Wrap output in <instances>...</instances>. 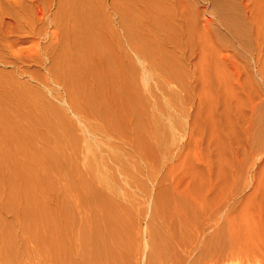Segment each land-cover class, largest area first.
I'll list each match as a JSON object with an SVG mask.
<instances>
[{"label": "rangeland", "instance_id": "rangeland-1", "mask_svg": "<svg viewBox=\"0 0 264 264\" xmlns=\"http://www.w3.org/2000/svg\"><path fill=\"white\" fill-rule=\"evenodd\" d=\"M32 1H25V3H23L24 6L22 4L23 14L22 16H20V21L23 20L22 22H20L19 20H13L11 22V27L9 24L5 26L6 28L4 26L0 28V31L3 32H0L1 36H3V34L5 35L6 33L5 36H0V38H2L1 42L3 44L2 45L0 42V45L3 46H1L0 48V84H3V86L0 85V106H2V108L0 107V129L3 131L1 132L0 130V264H10V262L11 264H56V262H54L55 259L52 260V258L57 257L56 252H58L57 250L60 248H58L55 242V240L57 241V239L59 238V235L57 233V229L56 231H54L57 233H54L55 235L52 233L53 231L51 229H53V227L58 222L60 224L61 221L66 222V227H68V225H72L71 228L68 227L69 234L71 231L70 229L73 228L74 229L72 231L76 232V235L74 232L69 235L70 238H72L71 236L75 235L73 236L74 238L70 239L71 241H73V239L75 240L72 242V244L76 243V245H73L74 253L75 251L77 253L79 252V254L82 253L80 255L81 258V256L86 252L88 253V255L85 253L86 258L88 257V260L83 258L82 256L81 259L86 261H83L79 258L81 260L80 261L79 259H77L79 254L76 253V258H73V260L69 256L68 260V257L66 255H63V258L60 257V264H65V262H63L64 258H67L66 264H71V261L72 264L73 262L74 264H84L85 262L86 264H91V262L92 264H100L99 262L104 259L105 261H102V263L104 262L103 264H106V262L107 264H112V262H110L109 260V262L106 261L110 258L106 257L105 252L108 254L107 251L109 249H107V247H110V251L112 250L111 245L113 246L112 243L115 242L113 239L117 240V236L120 232L118 231L119 229L117 230V228H121L120 233L122 235H120L118 237L119 239L117 240L120 242L118 243L119 246L121 245V249L117 247L118 244L116 246V241L114 243V246L116 247H113L114 250H116V252L114 251L115 253H117V248L119 249L117 253L118 255H115V253L112 254L113 251L111 252V254L115 256L114 259L119 258V262L116 260H112L113 264H264V0H175L176 2H179L178 5L180 4L177 10H164L167 13H165L162 9L161 11L160 9L156 10L157 14L160 15V17H163V15L167 16L169 11L170 16L175 11L176 12L174 14L177 15L178 11L180 12L178 13L180 15L179 17L177 16L178 20L176 21L180 22L178 24H175L174 27L168 26L164 20H159L158 16L157 22H163L162 24L166 25L164 28L153 27L156 30V32L154 31V33L153 28H149L150 30L148 29V27V30L143 29L146 27V24L148 26V22H146L145 19L141 17L140 14H142V16L146 15V12L142 10H140L142 12L136 11L134 13V11H131L132 13H124V18L122 17L123 15L121 16L123 19H125L122 20V23H125L123 24V26H121L122 24H120L121 21H119V25L117 24L119 18L115 14L111 13L109 15L110 25H106L108 28L105 26L106 28H104L103 31L107 32V30H110L109 26H112L113 28L111 27V29H114L116 32L119 46L117 44V46L115 44L113 45V41L115 39H111H113L114 36L110 37V35H107V39L105 40L104 38L103 40L108 41L106 44H104L109 47L105 48L106 46L102 44L105 50L101 47L102 45H99L102 50L101 48H98L99 46H97V48L95 49L96 51H98L99 49L98 53H100L101 50L99 56L101 57L102 54L104 56L101 57L103 58V63L106 61L105 66L104 64L102 66V63L100 65V68L97 66L99 72L102 70L101 72L104 71L106 74V72L109 71L108 73L110 74V78L108 77V75L106 76L105 74H103L104 72H100L102 76H106L105 79L104 77H101L99 79L98 75H100V73L96 71L97 68L93 66L94 64L99 65L97 63L99 58L98 53L95 54L96 51L94 53L92 51V53L90 52V54L87 48H85L84 50L82 47H77V51H75L76 47L74 48L73 46V49L68 50V52L67 50L59 49V51H55L56 53L54 52V55H57L55 56L56 59H54L57 60V63L56 61L53 62V60L49 61L51 64L48 62L44 64L46 67L44 65L39 66L38 63H36L37 59H33L34 62L32 59V62L30 61V57L35 54L33 52V45H35L34 43L38 42L40 46L45 45V38L43 35L50 28L42 26V29H38L42 24H40V21L38 23V20H35V17L37 16L36 4H40L38 0L35 2L33 1L34 3ZM100 1L102 3L106 1L108 3V0ZM123 1L124 0H122V2ZM126 1L127 0H125L123 4ZM154 1L155 0H152L150 2ZM22 2H24V0H22ZM28 2H30L31 5L27 4ZM55 2H57V0H55ZM26 4L30 6L27 7ZM167 7L168 5L166 6V8ZM102 8L104 9L103 14L109 12V5H104L103 3ZM24 9L26 13L24 12ZM29 9L35 10V12L32 10L29 11ZM56 9L57 5L56 8L52 7V12H55ZM26 10H28L29 13ZM192 10H195V12ZM25 14H29L27 15L29 17H27L26 19ZM23 15H25V17ZM151 16L150 22L152 23V21L156 20V17L152 14ZM190 16L192 17L190 18L192 22H194L193 20H195V25H189L191 23H189V21H191L189 19ZM194 17L195 19H193ZM134 18L136 21H134ZM126 19L129 20L126 21ZM27 21H29L32 25L36 24L35 26L33 25V31L30 29L32 28V25L28 24L29 22L27 23ZM128 21H130V23ZM138 21L140 23H136V27V24L134 22ZM185 21H188V23H186ZM15 22H17V24ZM25 22L31 27L27 26ZM141 22H145V25L141 24ZM132 23L135 25H133ZM151 23L149 24L151 25ZM132 25L134 26V28H131ZM204 27H206L209 31H207L208 33L205 35L203 33H199L201 31L200 28L202 29ZM1 29L4 31H2ZM36 29L40 32L44 31L41 32L43 33V35ZM130 29L132 30V32L130 31ZM100 30L102 31V28ZM100 30L99 32H101ZM5 31H7L8 33ZM34 31L39 32L38 35ZM99 32L97 31L94 33L98 34ZM224 32H228L230 34L226 35ZM125 34L126 36H124ZM203 36L204 38H209L207 39L211 42L212 47L210 45H202L204 40H206V38L204 39ZM93 38L96 42V36H93ZM99 38L101 39L100 42H102V38ZM128 39L130 43L131 41H133L135 45L130 44L129 41H127ZM4 40L7 41V43H5ZM110 40L111 42H109ZM109 43H111L113 47ZM129 44L133 46L130 47ZM133 47L135 50L133 49ZM86 50L88 51L89 55L88 53H85V56H90L89 59L93 57V59H90L91 62L89 60H86L88 58L87 56L83 57V53L87 52ZM41 51L42 50H40V55L43 52ZM123 52H125L129 56L128 59L125 60L121 57ZM62 53H64V55ZM76 53L79 55V57ZM66 54L68 56L72 55V58L67 59L68 56H66ZM20 56L22 57L21 60L19 58ZM23 57L26 60L24 59L23 61ZM74 57H78V60L80 62L86 61L85 63H82L87 66L82 67L83 64L81 65V63H79L78 61L75 62ZM82 57L84 60H82ZM167 57H171V59H167ZM61 58H64V60H62ZM65 58L67 59V61H65ZM93 61H95L94 64ZM107 61L110 64L112 63V65H109ZM91 64L93 65L91 66ZM106 66L107 70L105 71ZM51 69V74L53 76L50 74ZM53 70H56L54 73H56L57 75L53 73ZM71 71H73V74ZM7 73L8 75H6ZM10 73L12 74V76H9L11 75ZM84 74H87L86 77ZM183 75H185L186 78ZM115 76H117L118 78ZM59 77L60 79L65 77L64 80L66 83L64 82V80H62L61 82ZM3 81L6 83H4ZM61 83L63 84V86ZM4 84H7L9 86ZM83 84H85V86ZM68 85L70 87H68ZM121 85L123 88H121ZM66 86L69 90L66 89ZM3 87L5 91L3 90ZM7 90L8 92L10 91V96H14L13 100L11 97H8V95L6 96ZM66 91L69 92V94L71 92V98L70 95L68 96ZM76 91L78 93H76ZM12 92L14 95L11 94ZM54 93H56V96ZM21 94L22 96H24L22 97ZM3 96L5 98H3ZM17 98H19V101H16ZM50 99L52 101H49ZM22 101H24L25 103ZM53 102L54 104L52 105ZM79 103L81 105H79ZM73 104H76V106ZM54 105L57 109L54 107ZM145 105L148 106V109ZM144 108L146 111H148L147 113ZM94 109L95 111H93ZM32 111L34 113H32ZM18 112L24 117L21 116ZM143 112L146 114H144ZM62 113L64 114L62 115ZM53 114L54 116H52ZM33 116L34 118H32ZM147 116H149L150 118ZM11 117H13V119ZM136 117L138 119H136ZM49 119L54 121L55 123L52 121L50 122ZM65 120H67L68 122ZM149 120L150 122H152L151 124ZM109 123L111 124L109 125ZM144 124L147 125V127ZM8 125L10 126L8 127ZM10 130L12 132H10ZM37 130L39 132H37ZM50 130L53 131L51 132ZM14 136L16 137L14 138ZM45 136H47L48 140L45 139ZM32 137H35L36 139H33ZM31 138L33 139L32 143L30 141ZM64 139H66V142ZM45 140L47 141V143ZM16 141L20 144V148L18 147L19 144L16 143ZM78 143L79 145H77ZM82 144L84 145L83 147L81 146ZM23 145L25 147H28L29 149L25 148ZM55 145L57 147H55ZM37 146L39 147V150H37ZM12 147L14 149L13 151ZM139 147L140 149H138ZM19 151L21 154L17 153ZM42 151H44V154ZM13 152H15L16 155ZM4 154L7 157L4 156ZM75 154L80 156V158H77ZM54 157H56L57 160L56 158L54 159ZM75 158H77L78 160H75ZM43 159H45L44 163ZM27 160L32 162H28ZM21 161L24 162L22 163ZM72 165L74 166V168ZM63 166H65L66 169ZM76 166H78V168H81H79L80 171L82 169L83 171H86L80 172ZM23 167L26 168L24 169ZM54 168H56L58 173L56 172V170H54ZM60 168H62L64 173L62 172V170L60 171ZM73 169H76V171H74ZM68 170L71 172H69ZM12 171H18L16 173L19 176L15 175L16 173H13ZM85 172L89 176H87ZM46 173L48 174V176ZM25 174L28 175V178ZM77 175L78 177L76 178ZM84 175H86L87 178H85ZM90 175H93V179ZM81 176L84 177L85 182L84 179H80ZM94 179H96L95 185L97 184L96 186L98 187L102 185L101 187H104V190L106 188L107 196L113 198L115 196L116 198L114 199L118 201V204L120 205L116 204L117 202L112 203L107 199L104 200L108 201V204L110 206L117 205L116 207L119 209V211L123 210L124 212L121 211V213L117 209L116 214V212L109 209L107 202L104 203V201L101 200L103 197L100 199L101 195L98 198L99 193H96V189L94 187L92 188V186L90 188V182ZM45 180L47 183L45 182ZM63 181L65 182L62 183ZM78 181L80 183V187L81 185L85 186L84 188L87 187L85 190L90 193L89 195L91 196V199L94 194L97 195V197L96 195H94L95 199L93 197V202L98 198L97 201L103 202L102 204L100 202V205H102L103 208L106 206L108 207L104 208V212L105 210H110L109 212L115 213L114 215L112 214V216L109 212V215L107 212L104 213L106 214L107 218L105 215L104 217L106 219L104 217L102 218H104L106 225L107 219L109 223L111 217H113V219H111L113 222L116 216L119 218L120 223L118 224V221H116L118 220L117 218L114 222V227L112 226L113 223L110 221L111 227L110 225H108L110 227H108L109 229L103 223H101L103 225H100L103 226V233L105 229L104 234L105 236L107 234V237L109 236V239L103 238V241L99 239V241H97V244L99 242L100 243L99 245H97L95 244V242H92L94 238L90 237V239L88 237L87 241L90 242L93 239L91 242L94 243L97 248L103 242L101 246L103 248H99L102 249L104 254L99 252V250H96L97 248L94 244L93 245L96 249L93 248L92 243H90L91 247L96 252H94L93 249L89 250L87 241L85 240L87 239V236H85L86 233H81V231H83L84 229V227H82L84 224H80L82 220L78 217L77 214L73 215L72 213L71 206L69 204V197H72L77 193V191L75 192V184L78 183ZM60 182L63 186L60 184ZM7 183L8 185H6ZM73 183L75 186H73L74 190H72L73 188H70ZM16 184L20 185L18 186ZM60 185L62 187H59ZM59 188H62V190ZM22 189H24V191ZM60 195L61 197L59 198ZM38 197L40 199H38ZM33 198L35 201L32 200ZM92 206L95 207V205L93 204L91 205V207ZM119 206H122V208L120 207L121 210ZM116 207H111V209L114 208L112 210H116ZM63 209L65 210V212H63ZM50 211L52 213H50ZM57 211H59L58 214L56 213ZM53 213L54 216H56V214H60V216H56L55 219ZM65 213L67 215L65 216V219L64 217L63 219L66 221H63L61 218ZM108 216L111 217L109 218ZM50 217L54 218L51 219ZM154 217L156 219V222ZM30 218L32 219L30 220ZM3 219H5L6 221H3ZM38 221L40 222V226ZM90 221H92V219ZM42 222H44L43 224L45 225V228L41 227ZM124 222H127L126 226ZM115 225H117V228ZM120 225H122V227H120ZM46 228H48V230ZM44 229H46L48 233L50 231L51 234L49 233V236L47 235L49 239L46 237V231H44ZM4 230H6V233H4ZM40 231L43 232L42 235L44 234L47 238V243H45L42 237H40L42 236ZM29 232H31V234ZM106 232H111L112 235L114 234L113 232L118 234H114L116 237L115 238L114 235L113 237H111L112 235H108V233ZM84 236L86 238H84ZM122 237L125 241L121 239ZM40 238L42 240H38ZM82 238L84 239V241H86L85 243L83 242ZM50 240L54 243V245L51 246L52 242ZM48 241L50 245L47 247ZM105 241L107 244L111 245L107 246ZM37 243L39 244V246ZM44 243L46 244V246L44 245ZM83 243L86 244L85 247L87 249L84 247L86 251L85 249H83ZM105 244L107 247L105 246ZM127 244L130 247H128ZM41 245H43L44 247ZM55 245L57 246V248ZM9 246L12 247L9 248ZM128 248L131 250H129ZM12 249H14V251ZM51 249H53V251ZM126 249L129 251H127ZM87 250L90 251V253L93 251V255L96 254V259L93 255H91L93 252L90 254ZM41 251H44V253H41ZM46 252H48L49 254ZM50 252H55L56 255ZM99 253H101V255H99ZM120 254H122V256ZM89 255L93 257H90ZM112 255L108 257H111ZM100 256H104L105 258H100ZM113 256L111 257V259L113 258ZM49 257H51V259ZM89 257L90 259H92L90 260ZM46 258L48 260H46ZM94 260L100 261L94 262ZM44 261L48 262L45 263ZM82 261L84 263H82Z\"/></svg>", "mask_w": 264, "mask_h": 264}, {"label": "bare ground", "instance_id": "bare-ground-1", "mask_svg": "<svg viewBox=\"0 0 264 264\" xmlns=\"http://www.w3.org/2000/svg\"><path fill=\"white\" fill-rule=\"evenodd\" d=\"M25 1H27V0H24V2H22V0H0V28H2L3 26L5 27V26H7V25H9L10 24V27H11V22L14 20V21H17V20H19L20 21V16H22V14H23V7H22V4L23 3H25ZM30 2L32 1V0H29ZM34 2L35 1H37V0H33ZM32 1V2H33ZM39 1V4L40 5H38V4H36L37 5V10H36V8H35V10H36V12H37V16L35 17V20H38V23H39V21H40V24H42L41 25V27H39L38 29H42V26L44 27V26H46V28H48V27H50L48 30H47V32L43 35V33H41V32H44V31H39V30H37V31H39L43 36H44V38H45V45H41L40 46V44L38 43V42H35L34 44L35 45H33V52L35 53L32 57H30V61H31V59L33 60H36L37 59V61H36V63H38V65L40 66V65H44V64H46L47 62L48 63H50L49 61H52L53 60V62H55L56 61V63H57V60H54V59H56L55 58V56H57L56 54L54 55V52L56 51H59V49L60 50H67V52H68V50H71V49H73V46H74V48L76 49L75 51H77V47H82L84 50H85V48H87L88 49V51H89V53L91 52L92 53V51H93V53L96 51L95 49L97 48V46H101L102 44H106L108 41H104L103 39L105 38V40L107 39L106 37H107V35H110V37L112 36H114V38L113 39H111V40H114L113 41V45L115 44H117L118 46H119V42H118V40H117V37H116V32H115V30L113 29H111V27L112 26H109L110 27V30H107V32L106 31H103L104 30V28H106L107 26L106 25H110V17H109V15L112 13V14H115L118 18H119V20L117 21L118 23V25H119V21H121V23L120 24H122L121 26H123V24H125V23H122V20H125V19H123L124 18V13H129V12H133L134 11V13L136 12V11H140V10H142V11H144V12H146L145 14L146 15H144V16H142V14H140L141 15V17L142 18H144L145 19V21L146 22H148V26H147V24H146V27L145 28H143V29H147V27H148V29L149 28H153V27H157V28H164L165 27V25L167 24L168 26H173L174 27V25L175 24H178L180 21H176V20H178V17H179V15L180 14H178V13H180V12H178L177 11V15L176 14H174L175 12H173L172 14H171V16L169 15L170 13V11L168 12V15L167 16H164L163 15V17H160V15H158L157 14V10L156 9H160V11H161V9L164 11V10H171V11H173L172 9H174V10H177L178 9V6L180 5H178V3L179 2H176L175 0L173 1V0H155L154 2H150V1H152V0H149V1H147V0H127L124 4H123V2L125 1H123L122 2V0H108V3L106 2V1H104L103 3H104V5H109V7H110V9H111V11H110V9H109V12L108 13H104L103 14V8H102V2L100 1V0H57V2H55V0H38ZM40 1H41V3H40ZM232 1V0H231ZM243 1V0H242ZM30 2H28L27 4H30ZM33 2V3H34ZM174 2V3H173ZM38 3V2H37ZM57 3V4H56ZM106 3V4H105ZM177 3V4H176ZM26 4V5H27ZM57 5V9L55 10V12H52V7H55L56 8V5ZM187 4H189V3H187ZM31 5V4H30ZM29 5V6H30ZM168 5V9L166 8V6ZM174 5H176V6H174ZM244 5V4H243ZM23 6H24V4H23ZM28 5H27V7H29ZM34 6V5H33ZM33 6H32V8H33ZM40 6V7H39ZM228 6V5H227ZM26 7V6H25ZM26 7V8H27ZM35 7V6H34ZM31 8V7H30ZM194 8V7H193ZM54 9V8H53ZM139 9V10H138ZM30 10H32V9H29V11ZM35 10H32V11H34L35 12ZM27 12H28V10H26ZM142 11H140V12H142ZM155 11V12H154ZM160 11H159V13H160ZM180 11V10H179ZM192 11H194L195 12V10H192ZM24 12H25V9H24ZM105 12V11H104ZM131 12V13H132ZM165 12V11H164ZM193 12V13H194ZM26 13V12H25ZM29 13V12H28ZM33 13V12H32ZM165 13H167V12H165ZM196 13H197V11H196ZM31 14V13H30ZM137 14V13H136ZM144 14V13H143ZM151 14L153 15V16H155L156 17V20H154V21H152V23L150 22V18L152 17L151 16ZM190 14V13H189ZM25 15H26V17H25ZM25 15H23L24 17H25V19L27 18V17H29V16H27V15H29V14H25ZM34 15V14H33ZM123 15V16H122ZM128 15V14H127ZM181 15H182V13H181ZM229 15V14H228ZM113 16V15H112ZM123 18H122V17ZM125 16H126V14H125ZM129 16H130V14H129ZM151 16V17H150ZM160 18H159V17ZM178 16V17H177ZM188 16V15H187ZM192 16V15H191ZM189 17V19L190 18H192V17ZM227 16V15H226ZM23 17V18H24ZM109 17V18H108ZM131 17H133V16H131ZM157 17H158V19L159 20H164L165 21V23L166 24H162L163 22H157ZM34 18V17H33ZM32 18V19H33ZM36 18H38V19H36ZM122 18V19H121ZM135 18H136V16H135ZM135 18H134V21H136L137 20V18H136V20H135ZM154 18V17H153ZM31 19V20H32ZM130 19V18H129ZM129 19H126V21L127 20H129ZM184 19V18H183ZM193 19H195V17L193 18ZM228 19V18H227ZM241 19V18H240ZM243 19V18H242ZM143 20V19H142ZM158 20V21H159ZM191 20V19H190ZM23 21V20H22ZM22 21H20V22H22ZM29 21H30V19H29ZM29 21H27V23L29 22ZM141 21V20H140ZM167 21V22H166ZM194 22H192V20L191 21H189V25H193L194 23H195V20H193ZM209 21V20H208ZM34 22V21H33ZM129 23H130V21H128ZM175 22V23H174ZM186 22V21H185ZM16 24H17V22H15ZM19 23V22H18ZM26 23V22H25ZM26 23V25L27 26H30V25H32V24H30V22L28 23V24H30V25H28ZM135 24L137 23H140L139 21L138 22H134ZM149 23H151V25L149 24ZM161 23V24H160ZM186 23H188V21L186 22ZM20 24H22V23H20ZM133 24V23H132ZM135 24H133V25H135ZM137 24H136V27H137ZM141 24H144L145 25V22L144 23H142L141 22ZM182 24V23H181ZM245 24H247V23H245ZM34 25V24H33ZM32 25V28H30L32 31H33V27L36 25H34L33 26ZM132 25V27L131 28H134V26ZM164 25V26H163ZM195 25V24H194ZM106 26V27H105ZM127 26H128V24H127ZM185 26V25H184ZM38 27V26H37ZM126 27V26H125ZM144 27V26H143ZM176 27V26H175ZM187 27V26H186ZM244 27V26H243ZM6 28V27H5ZM18 28V27H17ZM36 28V27H35ZM53 28V29H52ZM102 28V31L100 30ZM108 28V27H107ZM113 28V27H112ZM128 28V27H127ZM129 28H130V26H129ZM168 28V27H167ZM166 28V29H167ZM172 28V27H171ZM177 28H178V26H177ZM181 28V27H180ZM180 28H179V30H180ZM14 29V28H13ZM29 29V30H30ZM121 29H122V27H121ZM140 29V28H139ZM147 29V30H148ZM191 29H192V27H191ZM227 29V28H226ZM230 29V28H229ZM247 29V28H246ZM2 30V29H1ZM99 30L101 31V32H99ZM128 30V29H127ZM150 30V29H149ZM152 30V29H151ZM158 30V29H157ZM161 30V29H160ZM160 30H159V32H160ZM172 30V29H171ZM177 30V29H176ZM178 30V31H179ZM201 30V31H200ZM200 32L199 33H203L204 35L205 34H207L209 31L207 30V28L206 27H204V28H200ZM219 30V29H218ZM2 31H4V30H2ZM8 31V30H7ZM7 31H5V32H7ZM99 32L98 34H96V33H94V32ZM130 31L132 32V30L130 29ZM154 31L156 32V30L153 28V33H154ZM170 31V30H169ZM168 31V32H169ZM177 31V32H178ZM208 31V32H207ZM226 31V30H225ZM228 31V30H227ZM1 32V31H0ZM12 32V31H11ZM10 32V33H11ZM14 32V31H13ZM27 32V31H26ZM35 32V31H34ZM39 32H35V33H37V35H38V33ZM120 32V31H119ZM118 32V33H119ZM129 32V31H128ZM147 32V31H146ZM162 32V31H161ZM191 32V31H190ZM1 33H3V32H1ZM1 33H0V36H1ZM8 33V32H7ZM9 33V34H10ZM101 33V34H100ZM126 33V32H125ZM142 33V32H141ZM140 33V34H141ZM152 33V34H153ZM180 33V32H179ZM185 33V32H184ZM192 33V32H191ZM222 33V32H221ZM226 35H228V34H230V33H228V32H224ZM8 34V35H9ZM96 34V35H95ZM127 34V33H126ZM126 34L124 35V36H126ZM134 34V33H133ZM157 34V33H156ZM166 34H169V33H166ZM171 34V33H170ZM177 34V33H176ZM182 34V33H181ZM180 34V35H181ZM194 34V33H193ZM202 34V35H203ZM5 35H6V33H5ZM4 34H3V36H5ZM36 35V36H37ZM132 35V34H131ZM135 35V34H134ZM154 35V34H153ZM158 35V34H157ZM190 35V34H189ZM197 35V34H196ZM199 35V34H198ZM201 35V36H202ZM3 36H1V37H3ZM41 36V35H40ZM93 36H96V39H97V41L95 42V40H94V38H93ZM128 36V35H127ZM133 36V35H132ZM150 36V35H149ZM152 36V35H151ZM162 36V35H161ZM160 36V37H161ZM243 36V35H242ZM7 37V36H6ZM42 37V36H41ZM99 37H101L102 38V42H100L101 41V39L99 38ZM116 37V38H115ZM169 37V36H168ZM171 37V36H170ZM179 37V36H178ZM187 37V36H186ZM5 38V37H4ZM122 38V37H121ZM126 38H128V37H126ZM129 38H130V36H129ZM203 38H204V36H203ZM206 38V40H204V42L202 43V45H204V46H206V45H212L211 44V42L210 41H208V37H205ZM204 38V39H205ZM208 38V39H207ZM1 39L2 38H0V42H1ZM124 39V38H123ZM135 39V38H134ZM151 39V38H150ZM176 39V38H175ZM178 39V38H177ZM188 39V38H187ZM111 40L109 41V42H111ZM126 40V39H125ZM153 40V39H152ZM174 40V39H173ZM3 41V40H2ZM121 41V40H120ZM127 41H129V39L127 40ZM138 41V40H137ZM146 41V40H145ZM4 42L5 43H7V41H5L4 40ZM134 42H135V40H134ZM141 42V41H140ZM158 42V41H157ZM202 42V41H201ZM43 43V44H44ZM121 43V42H120ZM129 43H130V41H129ZM148 43V42H147ZM152 43V42H151ZM1 44H2V42H1ZM104 44V45H105ZM110 45H111V43H109ZM130 44H133V45H135L134 43H133V41H131V43ZM129 44V45H130ZM143 44V43H142ZM154 44V43H153ZM152 44V45H153ZM166 44V43H165ZM173 44V43H172ZM188 44V43H187ZM196 44V43H195ZM3 45V44H2ZM2 45H0V48H1V46ZM113 45H111L112 47H113ZM116 45V46H117ZM121 45V44H120ZM132 45V46H133ZM138 45V44H137ZM151 45V44H150ZM149 45V46H150ZM163 45V44H162ZM200 45V44H199ZM98 47L99 49L102 47L103 48V45L101 46V47ZM106 47L105 48H107V47H109V46H107V45H105ZM125 46V45H124ZM131 45H130V47H132ZM160 46V45H159ZM3 47V46H2ZM137 47H139V46H137ZM203 47V46H202ZM212 47V46H211ZM214 47V46H213ZM41 48V49H40ZM81 48V49H82ZM102 48H101V50H102ZM116 48V47H115ZM120 48V47H119ZM121 48H123V47H121ZM126 48V47H125ZM136 48V47H135ZM152 48V47H151ZM182 48H184V47H182ZM79 49V48H78ZM80 49V50H81ZM99 49H98V51H99ZM104 49V48H103ZM110 49V48H109ZM114 49V48H113ZM133 49H134V47H133ZM155 49V48H154ZM40 50H42L41 52H42V54L41 55H43V56H41L40 55ZM101 50H100V53H101ZM105 50V49H104ZM132 50V49H131ZM135 50V49H134ZM164 50V49H163ZM2 51V50H1ZM82 51V50H81ZM87 51V50H86ZM88 51L87 52H84L83 54H84V56L83 57H86L85 56V53H88ZM98 51H96L95 52V54H97L98 53ZM110 51V50H109ZM124 51V50H123ZM141 51V50H140ZM144 51V50H143ZM151 51H152V49H151ZM55 52V53H56ZM64 52V51H63ZM71 52V51H70ZM74 52V51H73ZM105 52V51H104ZM103 52V53H104ZM107 52V51H106ZM156 52V51H155ZM159 52V51H158ZM89 53H88V55H89ZM90 53V54H91ZM100 53H98V56L100 55ZM139 53V52H138ZM149 53V52H148ZM154 53V52H153ZM160 53V52H159ZM63 55H64V53H62ZM68 54V53H67ZM66 54V56H68ZM72 54V53H71ZM77 54V53H76ZM94 54V55H95ZM115 54V53H114ZM157 54V53H156ZM59 55V54H58ZM78 55V54H77ZM76 55V56H77ZM93 55V54H92ZM106 55V54H105ZM139 55V54H138ZM142 55V54H141ZM172 55V54H171ZM18 56V55H17ZM72 55H69L68 56V58L67 59H71L72 57H71ZM96 56V55H95ZM97 56V57H98ZM103 55L101 54V57H102ZM135 56V55H134ZM54 57V58H53ZM60 57V56H59ZM62 57V56H61ZM70 57V58H69ZM78 57H79V55H78ZM78 57H74L73 59L75 60V62L76 61H78L79 63H81V65L83 64L82 62H86V61H82V62H80L79 60H78ZM83 57H82V60H84L83 59ZM88 57V56H87ZM90 57V56H89ZM89 57L86 59V60H89L90 62H91V60L90 59H93V57L92 58H90L89 59ZM96 57V58H97ZM100 56H99V58H98V61H97V63L99 64V65H95L94 64V62L95 61H93V64H91V66L93 65L94 67H96L97 68V70L96 71H98L99 72V69H98V67L100 68L101 66V63H102V66H103V64H104V66H105V62L103 63V58H101ZM104 57V56H103ZM114 57V56H113ZM116 57V56H115ZM122 58H124L125 60L126 59H128L129 58V56L125 53V52H123L122 53V56H121ZM133 57V56H132ZM165 57V56H164ZM20 58V60H21V56L19 57ZM144 58H146V57H144ZM151 58V57H150ZM163 58V57H162ZM6 59V58H5ZM18 59V58H17ZM24 57H23V61H24ZM28 59H29V56H28ZM60 59V58H59ZM62 60H64V58H61ZM67 59L65 58V61H67ZM108 59V58H107ZM110 59V58H109ZM115 59V58H114ZM117 59V58H116ZM167 59H171V57L170 58H168L167 57ZM176 59V58H175ZM8 60V59H7ZM13 60V59H12ZM26 60V59H25ZM34 60H33V62H34ZM62 60H60V61H62ZM73 60V61H74ZM105 60V59H104ZM130 60V59H129ZM205 60V59H204ZM1 61H2V59H1ZM6 61V60H5ZM111 61V60H110ZM115 61H117V60H115ZM131 61V60H130ZM148 61V60H147ZM153 61V60H152ZM158 61V60H157ZM162 61V60H161ZM168 61V60H167ZM9 62V61H8ZM29 62V61H28ZM32 62V61H31ZM53 62H52V64H53ZM108 62V61H107ZM122 62V61H121ZM172 62H174V61H172ZM5 63V62H4ZM78 63V64H79ZM96 63V64H97ZM109 63V62H108ZM123 63V62H122ZM127 63V62H126ZM154 63V62H153ZM157 63H159V62H157ZM51 64V63H50ZM49 64V65H50ZM64 64V63H63ZM77 64V65H78ZM125 64V63H124ZM128 64V63H127ZM169 64V63H168ZM181 64H182V62H181ZM37 65V64H36ZM55 65V64H54ZM57 65V64H56ZM61 65V64H60ZM76 65V64H75ZM80 65V66H81ZM109 65H112V63L110 64L109 63ZM114 65V64H113ZM116 65H117V63H116ZM178 65V64H177ZM45 66V65H44ZM51 66V65H50ZM50 66H49V68H50ZM79 66V65H78ZM83 66H87V65H85V64H83L82 65V67ZM90 66V65H89ZM98 66V67H97ZM120 66H122V65H120ZM128 66V65H127ZM140 66V65H139ZM160 66V65H159ZM171 66V65H170ZM169 66V67H170ZM176 66V65H175ZM46 67V66H45ZM48 67V66H47ZM53 67V66H52ZM57 67V66H56ZM81 67V68H82ZM109 67V66H108ZM111 67V66H110ZM114 67V66H113ZM55 68V67H54ZM59 68V67H58ZM60 68H61V66H60ZM74 68H75V66H74ZM80 68V69H81ZM85 68V67H84ZM92 68V67H91ZM104 68V67H103ZM103 68H101V69H103ZM117 68H121V67H117ZM129 68V67H128ZM165 68V67H164ZM181 68V67H180ZM62 69H64V68H62ZM67 69V68H66ZM89 69V68H88ZM135 69V68H134ZM161 69V68H160ZM167 69V68H166ZM87 70V69H86ZM107 70V66H106V69H105V71ZM127 70V69H126ZM132 70V69H131ZM136 70V69H135ZM134 70V71H135ZM139 70V69H138ZM158 70V69H157ZM164 70V69H163ZM169 70V69H168ZM56 71V70H55ZM54 70H53V73L55 72ZM102 71V70H101ZM100 71V72H101ZM123 71H124V69H123ZM130 71V70H129ZM176 71V70H175ZM179 71V70H178ZM48 72H49V70H48ZM51 72H52V69L50 70V74H51ZM60 72V71H59ZM66 72V71H65ZM72 72V74H73V71H71ZM87 72V71H86ZM99 72V73H100ZM104 72V71H103ZM103 72H101V73H103ZM109 71H107L106 72V74H105V72L103 73V74H105L106 76L108 75V77H109V73H108ZM186 72V71H185ZM9 73V72H8ZM8 73L6 74V75H8ZM12 73V72H11ZM10 73V74H11ZM74 73H75V71H74ZM90 73V72H89ZM91 73H92V71H91ZM98 73V74H99ZM101 73H100V75H98L99 76V79L101 78V77H104V75L102 76L101 75ZM108 73V74H107ZM119 73H121V72H119ZM139 73V72H138ZM161 73H162V71H161ZM165 73H166V70H165ZM184 73V72H183ZM54 74H56V73H54ZM62 74V73H61ZM77 74H78V72H77ZM83 74V73H82ZM118 74V73H117ZM127 74V73H126ZM135 74V73H134ZM158 74V73H157ZM173 74H174V72H173ZM5 75V76H6ZM52 75V74H51ZM57 75V74H56ZM56 75H55V77H56ZM81 75V74H80ZM85 75V74H84ZM87 75V74H86ZM86 75H85V77H86ZM132 75V74H131ZM166 75V74H165ZM9 76H12V74L11 75H9ZM53 76V75H52ZM59 76V75H58ZM61 76V75H60ZM63 76V75H62ZM74 76V75H73ZM94 76V75H93ZM106 76L104 77V79L106 78ZM135 76H137V75H135ZM139 76V75H138ZM183 76H185V75H183ZM1 77V76H0ZM88 77V76H87ZM115 77H117V76H115ZM115 77H114V79H115ZM122 77V76H121ZM123 77H124V74H123ZM128 77V76H127ZM150 77V76H149ZM167 77V76H166ZM178 77V76H177ZM3 78V77H2ZM5 78V77H4ZM7 78H8V76H7ZM6 78V79H7ZM64 78L65 77H63V78H61L60 79V77H59V79H60V81L62 82V80H64ZM110 78V77H109ZM112 78V77H111ZM118 78V77H117ZM116 78V79H117ZM129 78V77H128ZM184 78V77H183ZM185 78H186V76H185ZM13 79V78H12ZM14 79H15V77H14ZM45 79V78H44ZM43 79V80H44ZM58 79V78H57ZM58 79V80H59ZM73 79V78H72ZM146 79V78H145ZM168 79V78H167ZM166 79V80H167ZM171 79V78H170ZM39 80H41V79H39ZM69 80V79H68ZM67 80V81H68ZM97 80V79H96ZM103 80V79H102ZM124 80H125V78H124ZM134 80V79H133ZM140 80V79H139ZM9 81H10V79H9ZM99 81V80H98ZM111 81V80H110ZM120 81H121V79H120ZM131 81V80H130ZM148 81V80H147ZM180 81H181V79H180ZM184 81V80H183ZM4 82V81H3ZM15 82H16V80H15ZM18 82V81H17ZM64 82H65V80H64ZM69 82V81H68ZM74 82V81H73ZM82 82V81H81ZM87 82V81H86ZM96 82V81H95ZM116 82V81H115ZM114 82V83H115ZM134 82V81H133ZM169 82V81H168ZM4 83H6V82H4ZM11 83V82H10ZM22 83V82H21ZM66 83V82H65ZM64 83V84H65ZM78 83V82H77ZM98 83V82H97ZM105 83V82H104ZM130 83V82H129ZM147 83V82H146ZM9 84V83H8ZM62 84V83H61ZM70 84V83H69ZM89 84V83H88ZM100 84H101V82H100ZM99 84V85H100ZM110 84V83H109ZM127 84H128V82H127ZM1 85V84H0ZM4 85H7V84H4ZM78 85V84H77ZM84 86H85V84H83ZM96 85H98V84H96ZM126 85V84H125ZM1 86H3V84L1 85ZM0 86V87H1ZM7 86H9V85H7ZM14 86V85H13ZM20 86V85H19ZM26 86V85H25ZM29 86V85H28ZM62 86H63V84H62ZM75 86V85H74ZM107 86V85H106ZM111 86V85H110ZM160 86V85H159ZM184 86V85H183ZM15 87V86H14ZM16 87H18V86H16ZM67 87V86H66ZM68 87H70L69 85H68ZM68 87L66 88V89H68ZM125 87V86H124ZM22 88V87H21ZM84 88V87H83ZM101 88H103V87H101ZM121 88H123L122 87V85H121ZM132 88V87H131ZM1 89V88H0ZM92 89V88H91ZM98 89V88H97ZM116 89V88H115ZM118 89V88H117ZM137 89V88H136ZM181 89V88H180ZM183 89V88H182ZM3 90H4V87H3ZM23 90V89H22ZM32 90V89H31ZM37 90V89H36ZM69 90V89H68ZM76 90H77V88H76ZM101 90V89H100ZM124 90V89H123ZM5 91V90H4ZM13 91H15V90H13ZM20 91V90H19ZM79 91H81V90H79ZM117 91V90H116ZM119 91V90H118ZM7 93H6V96L8 95V97H11L12 98V100H13V97L12 96H10V94H9V92H8V90L6 91ZM40 92V91H39ZM111 92H113V91H111ZM24 93V92H23ZM27 93V92H26ZM38 93V92H37ZM36 93V94H37ZM42 93V92H41ZM40 93V94H41ZM66 93L68 94V96L71 94V92H70V94H69V92H67L66 91ZM76 93H78L77 91H76ZM92 93H94V92H92ZM119 93V92H118ZM3 94V93H2ZM12 95H14L13 94V92L11 93ZM17 94V93H16ZM33 94H34V92H33ZM55 94V96H56V93H54ZM73 94V93H72ZM100 94H102V93H100ZM111 94V93H110ZM121 94V93H120ZM124 94V93H123ZM19 95V94H18ZM26 95H28V94H26ZM74 95V94H73ZM86 95H87V93H86ZM85 95V96H86ZM95 95V94H94ZM17 96V95H16ZM21 96H22V94H21ZM24 96V95H23ZM22 96V97H23ZM53 96V95H52ZM83 96V95H82ZM93 96V95H92ZM91 96V97H92ZM104 96V95H103ZM133 96V95H132ZM136 96H137V94H136ZM1 97V96H0ZM26 97V96H25ZM24 97V98H25ZM102 97V96H101ZM3 98H5L4 96H3ZM32 98H34V97H32ZM70 98H71V95H70ZM119 98V97H118ZM129 98V97H128ZM131 98V97H130ZM141 98H142V96H141ZM140 98V99H141ZM8 99V98H7ZM31 99V98H30ZM92 99V98H91ZM117 99V98H116ZM178 99V98H177ZM5 100V99H4ZM29 100V99H28ZM45 100V99H44ZM78 100H79V98H78ZM137 100V99H136ZM2 101V100H1ZM11 101V100H10ZM9 101V102H10ZM16 101H19V98H17L16 99ZM40 101V100H39ZM49 101H52L51 99L49 100ZM65 101V100H64ZM70 101V100H69ZM127 101V100H126ZM132 101V100H131ZM134 101V100H133ZM145 101V100H144ZM7 102V101H6ZM13 102V101H12ZM22 102H24V101H22ZM27 102V101H26ZM30 102H31V100H30ZM29 102V103H30ZM59 102V101H58ZM72 102V101H71ZM106 102V101H105ZM104 102V103H105ZM118 102V101H117ZM129 102V101H128ZM25 103V102H24ZM64 103V102H63ZM73 103V102H72ZM72 103H70V104H72ZM85 103V102H84ZM101 103V102H100ZM146 103V102H145ZM38 104V103H37ZM54 104V102L52 103V105ZM96 104V103H95ZM118 104V103H117ZM133 104H135V103H133ZM140 104H141V102H140ZM139 104V105H140ZM144 104V103H143ZM4 105V104H3ZM9 105V104H8ZM73 105H75L76 106V104H73ZM79 105H81L80 103H79ZM128 105V104H127ZM126 105V106H127ZM10 106V105H9ZM23 106H24V104H23ZM33 106V105H32ZM31 106V107H32ZM58 106V105H57ZM63 106V105H62ZM109 106V105H108ZM132 106V105H131ZM134 106V105H133ZM136 106V105H135ZM145 106H147V105H145ZM1 108H2V106H0ZM15 107V106H14ZM37 107V106H36ZM35 107V108H36ZM54 107H55V105H54ZM87 107V106H86ZM110 107V106H109ZM162 107V106H161ZM6 108V107H5ZM9 108H11V107H9ZM17 108V107H16ZM25 108H27V107H25ZM39 108V107H38ZM45 108V107H44ZM56 108V107H55ZM59 108V107H58ZM74 108V107H73ZM106 108V107H105ZM124 108H125V106H124ZM128 108V107H127ZM137 108V107H136ZM57 109V108H56ZM75 109V108H74ZM81 109V108H80ZM121 109V108H120ZM147 109H148V106H147ZM18 110V109H17ZM27 110V109H26ZM41 110V109H40ZM45 110H48V109H45ZM79 110V109H78ZM77 110V111H78ZM92 110V109H91ZM90 110V111H91ZM103 110V109H102ZM111 110V109H110ZM138 110V109H137ZM144 110H145V108H144ZM165 110V109H164ZM5 111V110H4ZM11 111V110H10ZM28 111V110H27ZM59 111V110H58ZM93 111H95V109L93 110ZM135 111V110H134ZM139 111V110H138ZM146 111V110H145ZM158 111V110H157ZM1 112V111H0ZM40 112H43V111H40ZM61 112H62V109H61ZM74 112V111H73ZM99 112V111H98ZM128 112V111H127ZM148 111H146V113H147ZM19 113V112H18ZM29 113V112H28ZM27 113V114H28ZM32 113H34L33 111H32ZM47 113H48V111H47ZM60 113V112H59ZM82 113V112H81ZM103 113H104V111H103ZM130 113V112H129ZM135 113V112H134ZM141 113V112H140ZM144 113V112H143ZM146 113H144V114H146ZM4 114V113H3ZM20 114V113H19ZM31 114V113H30ZM40 114V113H39ZM49 114H51V113H49ZM64 113H62V115H63ZM95 114V113H94ZM142 114V113H141ZM149 114V113H148ZM10 115V114H9ZM12 115V114H11ZM15 115V114H14ZM21 115V114H20ZM127 115V114H126ZM13 116V115H12ZM21 116H23V115H21ZM27 116V115H26ZM25 116V117H26ZM52 116H54V114L52 115ZM104 116H106V115H104ZM129 116V115H128ZM135 116H137V115H135ZM144 116V115H143ZM24 117V116H23ZM48 117V116H47ZM55 117H56V115H55ZM63 117V116H62ZM88 117V116H87ZM96 117V116H95ZM98 117V116H97ZM147 117H149V116H147ZM12 119H13V117H11ZM21 118V117H20ZM32 118H34V116L32 117ZM43 118V117H42ZM51 118V117H50ZM64 118V117H63ZM150 118V117H149ZM149 118H147V119H149ZM7 119V118H6ZM46 119V118H45ZM53 119V118H52ZM126 119V118H125ZM128 119V118H127ZM136 119H138L137 117H136ZM140 119V118H139ZM143 119V118H142ZM1 120V119H0ZM8 120V119H7ZM23 120V119H22ZM50 120V119H49ZM54 120V119H53ZM60 120V119H59ZM111 120V119H110ZM135 120V119H134ZM141 120V119H140ZM9 121H11V120H9ZM14 121H16V120H14ZM13 121V122H14ZM52 120H50V122H51ZM61 121V120H60ZM65 121H67V120H65ZM104 121V120H103ZM112 121V120H111ZM148 121V120H147ZM3 122V121H2ZM5 122V121H4ZM32 122V121H31ZM52 122H54V121H52ZM68 122V121H67ZM105 122V121H104ZM109 122V121H108ZM118 122V121H117ZM123 122V121H122ZM141 122V121H140ZM149 122H150V120H149ZM24 123V122H23ZM33 123V122H32ZM36 123V122H35ZM46 123V122H45ZM55 123V122H54ZM59 123V122H58ZM125 123V122H124ZM152 122H150V124H151ZM5 124H6V122H5ZM47 124V123H46ZM62 124V123H61ZM107 124V123H106ZM111 123H109V125H110ZM115 124V123H114ZM142 124V123H141ZM146 124H148V123H146ZM1 125V124H0ZM3 125V124H2ZM7 125V124H6ZM15 125V124H14ZM28 125V124H27ZM30 125V124H29ZM60 125V124H59ZM58 125V126H59ZM74 125V124H73ZM145 125V124H144ZM143 125V126H144ZM5 126V125H4ZM10 125H8V127H9ZM66 126V125H65ZM76 126V125H75ZM74 126V127H75ZM140 126V125H139ZM146 127H147V125H145ZM23 127V126H22ZM51 127V126H50ZM49 127V128H50ZM69 127V126H68ZM2 128V127H1ZM31 128V127H30ZM34 128V127H33ZM49 128H48V130H49ZM58 128H60V127H58ZM57 128V129H58ZM65 128V127H64ZM76 128V127H75ZM3 129V128H2ZM5 129V128H4ZM9 129V128H8ZM51 129V128H50ZM62 129V128H61ZM67 129V128H66ZM91 129V128H90ZM102 129V128H101ZM117 129V128H116ZM146 129V128H145ZM147 129H149V128H147ZM1 130V129H0ZM15 130V129H14ZM13 130V131H14ZM34 130V129H33ZM47 130V129H46ZM98 130V129H97ZM106 130H107V128H106ZM51 131V130H50ZM53 131V130H52ZM51 131V132H52ZM65 131H67V130H65ZM64 131V132H65ZM112 131V130H111ZM114 131H116V130H114ZM118 131H119V129H118ZM136 131V130H135ZM138 131H139V129H138ZM143 131H144V129H143ZM161 131V130H160ZM1 132H3L2 130H1ZM10 132H12L11 130H10ZM37 132H39L38 130H37ZM63 132V133H64ZM68 132H70V131H68ZM68 132H67V134H68ZM105 132V131H104ZM154 132V131H153ZM5 133V132H4ZM27 133V132H26ZM56 133V132H55ZM115 133V132H114ZM133 133V132H132ZM8 134H10V133H8ZM58 134H60V133H58ZM71 134V133H70ZM77 134V133H76ZM107 134V133H106ZM141 134V133H140ZM166 134V133H165ZM6 135V134H5ZM19 135V134H18ZM42 135V134H41ZM54 135V134H53ZM78 135V134H77ZM118 135V134H117ZM162 135V134H161ZM13 136V135H12ZM24 136H25V134H24ZM39 136V135H38ZM80 136V135H79ZM78 136V137H79ZM138 136V135H137ZM147 136V135H146ZM11 137V136H10ZM16 136H14V138H15ZM22 137V136H21ZM31 137V136H30ZM41 137V136H40ZM46 138L45 139H47V136H45ZM49 137V136H48ZM74 137V136H73ZM163 137V136H162ZM12 138V137H11ZM33 138V137H32ZM31 138V143H32V140L33 139H36L35 137L32 139ZM57 138V137H56ZM59 138V137H58ZM63 138V137H62ZM22 139H24V138H22ZM28 139H29V137H28ZM43 139V138H42ZM147 139V138H146ZM18 140V139H17ZM48 140V139H47ZM50 140V139H49ZM60 140V139H59ZM65 140V142H66V139H64ZM63 140V141H64ZM72 140V139H71ZM74 140V139H73ZM153 140V139H152ZM5 141V140H4ZM19 141H20V139H19ZM46 141V140H45ZM53 141H55V140H53ZM57 141H58V139H57ZM98 141V140H97ZM14 142V141H13ZM72 142V141H71ZM70 142V143H71ZM76 142V141H75ZM89 142V141H88ZM146 142H147V140H146ZM16 143H18L17 141H16ZM20 143H21V141H20ZM46 143H47V141H46ZM55 143V142H54ZM53 143V144H54ZM19 144V143H18ZM17 144V145H18ZM22 144H24V143H22ZM57 144V143H56ZM75 144V143H74ZM73 144V145H74ZM149 144V143H148ZM16 145V144H15ZM26 145V144H25ZM34 145H36V144H34ZM72 145V144H71ZM77 145H79V143L77 144ZM20 146V144L18 145V147ZM24 146V145H23ZM43 146H45V145H43ZM50 146V145H49ZM75 146V145H74ZM82 147L84 146L83 144L81 145ZM143 146V145H142ZM149 146V145H148ZM154 146V145H153ZM5 147V146H4ZM21 147V146H20ZM19 147V148H20ZM25 147V146H24ZM38 147V146H37ZM36 147V148H37ZM53 147V146H52ZM52 147H51V149H52ZM55 147H57L56 145H55ZM69 147H70V145H69ZM25 148H28V147H25ZM35 148V149H36ZM43 148V147H42ZM65 148V147H64ZM78 148H79V146H78ZM155 148V147H154ZM22 149V148H21ZM29 149V148H28ZM60 149V148H59ZM134 149H136V148H134ZM138 149H140V147L138 148ZM152 149V148H151ZM14 149H13V147H12V151H13ZM23 150V149H22ZM25 150H27V149H25ZM37 150H39V147H38V149ZM48 150V149H47ZM46 150V151H47ZM71 150V149H70ZM91 150V149H90ZM27 151H29V150H27ZM36 151V150H35ZM35 151H33V152H35ZM59 151V150H58ZM61 151V150H60ZM67 151V150H66ZM77 151V150H76ZM130 151V150H129ZM1 152V151H0ZM6 152H7V150H6ZM43 152V154H44V151H42ZM48 152V151H47ZM54 152V151H53ZM140 152H141V150H140ZM145 152V151H144ZM153 152V151H152ZM14 154H15V152H13ZM17 153H20V151L19 152H17ZM37 153V152H36ZM39 153H41V152H39ZM132 153V152H131ZM139 153V152H138ZM21 154V153H20ZM35 154V153H34ZM54 154V153H53ZM66 154V153H65ZM70 154V153H69ZM153 154V153H152ZM16 155V154H15ZM48 155V154H47ZM50 155H51V153H50ZM59 155V154H58ZM76 155V154H75ZM143 155V154H142ZM4 156H6L5 154H4ZM3 156V157H4ZM28 156V155H27ZM30 156V155H29ZM32 156V155H31ZM69 156V155H68ZM72 156V155H71ZM77 156V158L79 157L80 158V156H78V155H76ZM99 156V155H98ZM130 156V155H129ZM141 156V155H140ZM7 157V156H6ZM16 157V156H15ZM56 157H57V155H56ZM56 157H54V159L56 158ZM25 158V157H24ZM41 158V157H40ZM48 158V157H47ZM51 158H53V157H51ZM67 158V157H66ZM70 158V157H69ZM77 158H75V160L77 159ZM6 159V158H5ZM8 159V158H7ZM14 159V158H13ZM38 159H39V157H38ZM60 159V158H59ZM119 159V158H118ZM22 160V159H21ZM26 160V159H25ZM44 160L45 159H43V163H44ZM52 160V159H51ZM56 160H57V158H56ZM55 160V161H56ZM65 160V159H64ZM78 160V159H77ZM81 160V159H80ZM1 161V160H0ZM16 161H18V160H16ZM28 161V160H27ZM27 161H25V162H27ZM118 161V160H117ZM19 162H20V160H19ZM22 162V161H21ZM24 162V161H23ZM22 162V163H23ZM28 162H32V161H28ZM38 162V161H37ZM48 162V161H47ZM75 162V161H74ZM77 162V161H76ZM13 163H14V161H13ZM36 163V162H35ZM34 163V164H35ZM42 163V162H41ZM38 164V163H37ZM58 164H59V162H58ZM67 164V163H66ZM72 164V163H71ZM154 164V163H153ZM9 165V164H8ZM19 165V164H18ZM25 165H26V163H25ZM42 165V164H41ZM56 165V164H55ZM74 165V164H73ZM72 165V166H73ZM76 165V164H75ZM32 166V165H31ZM47 166V165H46ZM106 166V165H105ZM30 167V166H29ZM33 167H35V166H33ZM32 167V168H33ZM48 167V166H47ZM47 167H45V168H47ZM57 167H58V165H57ZM62 167V166H61ZM63 167H65V166H63ZM77 167V169L80 171V169L78 168V166H76ZM24 168V167H23ZM26 168V167H25ZM24 168V169H25ZM31 168V167H30ZM73 168H74V166H73ZM110 168V167H109ZM135 168V167H134ZM1 169V168H0ZM5 169V168H4ZM22 169V168H21ZM34 169V168H33ZM35 169H37V168H35ZM49 169V168H48ZM52 169V168H51ZM65 169H66V167H65ZM67 169H69V168H67ZM126 169V168H125ZM54 170H56V168H54ZM62 170V168H60V171ZM71 170V169H70ZM74 170V169H73ZM1 171V170H0ZM22 171V170H21ZM28 171V170H27ZM41 171V170H40ZM69 171V170H68ZM74 171H76V169L74 170ZM81 171H83V169L81 170ZM80 171V172H81ZM84 171H86V170H84ZM83 171V172H84ZM88 171V170H87ZM98 171V170H97ZM13 172V171H12ZM16 172H18V171H16ZM16 172H13V173H16ZM30 172V171H29ZM29 172H28V174H29ZM36 172V171H35ZM55 172V171H54ZM56 172H57V170H56ZM62 172H63V170H62ZM62 172H61V174H62ZM69 172H71V171H69ZM21 173V172H20ZM32 173V172H31ZM49 173V172H48ZM58 173V172H57ZM64 173V172H63ZM86 173V172H85ZM132 173V172H131ZM8 174V173H7ZM47 174V173H46ZM51 174V173H50ZM72 174V173H71ZM74 174H75V172H74ZM77 174V173H76ZM83 174V173H82ZM81 174V175H82ZM87 174V173H86ZM15 175H18L17 173L15 174ZM26 175V174H25ZM36 175V174H35ZM43 175V174H42ZM67 175H68V173H67ZM19 176V175H18ZM22 176H23V174H22ZM28 175H26V177H27ZM39 176V175H38ZM44 176V175H43ZM47 176H48V174H47ZM46 176V177H47ZM50 176H52V175H50ZM49 176V177H50ZM63 176V175H62ZM85 176V178H87V176H89L88 174H87V176L86 175H84ZM91 176V178H92V176L93 175H90ZM67 177V176H66ZM75 177V176H74ZM78 177V175L76 176V178ZM104 177V176H103ZM128 177V176H127ZM28 178V177H27ZM32 178V177H31ZM34 178V177H33ZM48 178V177H47ZM68 178V177H67ZM84 179V177L83 176H81L80 177V179ZM89 178V177H88ZM8 179H10V178H8ZM38 179V178H37ZM45 179V178H44ZM90 179V178H89ZM93 179V178H92ZM15 180V179H14ZM25 180H26V178H25ZM39 180H41V179H39ZM51 180V179H50ZM68 180V179H67ZM95 180L96 179H94L93 181H89L90 182V188H91V186H92V188L94 187L96 190V193L98 192L99 193V196H98V198L100 197V195H101V197H100V199L101 200H103L104 201V203L105 202H107V204L109 203V202H112V203H116V204H118L119 202L118 201H116L114 198H116L115 196H114V198L113 197H110V196H107V194H106V188H105V190L100 186V187H98V186H96L95 185ZM47 181H49V180H47ZM60 181H61V179H60ZM87 181H88V179H87ZM106 181V180H105ZM38 182V181H37ZM36 182V183H37ZM45 182H46V180H45ZM52 182V181H51ZM54 182V181H53ZM65 181H63L62 183H64ZM84 182H85V179H84ZM114 182V181H113ZM13 183V182H12ZM18 183H20V182H18ZM40 183V182H39ZM47 183V182H46ZM62 183L60 182V184L62 185ZM72 183V182H71ZM99 183V182H98ZM41 184H43V183H41ZM66 184H68V183H66ZM65 184V185H66ZM84 184V183H83ZM88 184V183H87ZM6 185H8V183L6 184ZM12 185V184H11ZM16 185H18V184H16ZM20 185V184H19ZM18 185V186H19ZM24 185V184H23ZM38 185V184H37ZM59 186V187H62V186ZM85 185V184H84ZM106 185V184H105ZM104 185V186H105ZM3 186H4V184H3ZM26 186V185H25ZM48 186V185H47ZM57 186H58V184H57ZM69 186H71V185H69ZM73 186H74V183L72 184V186L70 187L71 189L73 188ZM76 186V187H75ZM75 188H76V190H75V192L77 191V193L74 195V196H72V197H69V204H70V206H71V210H72V213H73V215L74 214H77L78 215V217L82 220H80L81 222H80V224H84L82 227H84V229H85V231H84V229H83V231H81V233L83 232V234H85V236H87V239H85L86 241L88 240V237L90 238H94V240H95V237H96V240L94 241L93 239V241L92 242H95V244H97V241H99V239H101L102 241H103V238H107V239H109L108 237H107V234H106V236H105V229H104V233H103V226H100V225H103V224H105V220H104V215L106 216V214H104V213H108L110 210L111 211H114V212H116L117 211V205L116 206H110L109 204H108V206H109V211H107V210H105V212H104V208H106L107 206V204L106 205H104V206H106V207H104L103 208V206L102 205H100V202H101V204L103 203L102 201H97L98 200V198L96 199V201L94 200V202L92 201V199H93V197H94V195H96V194H94L93 196H92V199H91V196L89 195L90 193L88 192V191H86L85 189L87 188H84L85 186H83V185H81V187H80V183H79V181H78V183H76L75 184ZM136 186V185H135ZM10 187V186H9ZM13 187H14V185H13ZM27 187V186H26ZM11 188V187H10ZM25 188V187H24ZM39 188V187H38ZM66 188H67V186H66ZM69 188V187H68ZM49 189H51V188H49ZM48 189V190H49ZM59 189H61L62 190V188H59ZM4 190V189H3ZM18 190V189H17ZM23 191H24V189H22ZM55 190V189H54ZM72 190H74V188L72 189ZM112 190V189H111ZM7 191V190H6ZM14 191V190H13ZM16 191V190H15ZM21 191V190H20ZM27 191V190H26ZM114 191V190H113ZM17 192V191H16ZM30 192V191H29ZM42 192V191H41ZM45 192H47V191H45ZM58 192V191H57ZM107 192H108V190H107ZM112 192V191H111ZM54 193H55V191H54ZM60 193H62V192H60ZM44 194V193H43ZM109 194V193H108ZM5 196H8V195H5ZM16 196V195H15ZM28 196V195H27ZM41 196V195H40ZM61 197V195L59 196V198ZM66 197V196H65ZM96 197H97V195H96ZM122 197V196H121ZM22 198V197H21ZM113 198V199H112ZM12 199V198H11ZM27 199V198H26ZM38 199H40L39 197H38ZM42 199V198H41ZM62 199V198H61ZM94 199H95V197H94ZM104 199H107V200H109V202L108 201H105ZM118 199V198H117ZM123 199V198H122ZM32 200H34V198L32 199ZM32 200H30V201H32ZM44 200V199H43ZM52 200V199H51ZM68 200V199H67ZM17 201H19V200H17ZM28 201V200H27ZM35 201V200H34ZM39 201V200H38ZM60 201V200H59ZM22 202V201H21ZM25 202V201H24ZM45 202V201H44ZM49 202H50V200H49ZM62 202V201H61ZM99 203V204H97V203ZM31 203V202H30ZM38 203V202H37ZM58 203V202H57ZM96 203V204H95ZM46 204V203H45ZM54 204H55V202H54ZM95 205V207H91V205ZM4 205V204H3ZM11 205V204H10ZM28 205H29V202H28ZM34 205H35V203H34ZM99 205V206H98ZM115 205V204H114ZM118 205H120V204H118ZM124 205H126V204H124ZM21 206V205H20ZM26 206V205H25ZM38 206V205H37ZM39 206H40V203H39ZM38 206V207H39ZM58 206H60V205H58ZM14 207V206H13ZM12 207V208H13ZM52 207V206H51ZM111 207H116L115 209L116 210H112V209H114V208H112L111 209ZM122 208V206H119V208ZM123 207H125V206H123ZM18 208V207H17ZM34 208H36V207H34ZM43 208V207H42ZM61 208V207H60ZM108 208V207H107ZM121 208H120V210H121ZM20 209V208H19ZM21 209H22V207H21ZM41 209V208H40ZM48 209H49V207H48ZM51 209H54V208H51ZM57 209V208H56ZM66 209V208H65ZM124 209V208H123ZM156 209V208H155ZM23 210H24V207H23ZM30 210V209H29ZM43 210V209H42ZM45 210H46V207H45ZM44 210V211H45ZM60 210V209H59ZM64 210V209H63ZM69 210H70V208H69ZM7 211H9V210H7ZM32 211V210H31ZM52 211V210H51ZM50 211V213H52ZM56 211V210H55ZM94 211H95V213H94ZM118 211H119V209H118ZM121 211H123V210H121ZM121 211H119V212H121ZM126 211V210H125ZM163 211V210H162ZM5 212V211H4ZM54 212V211H53ZM61 212V211H60ZM63 212H65V210L63 211ZM124 212V211H123ZM22 213V212H21ZM33 213V212H32ZM57 214L59 213V211H57L56 212ZM62 213V212H61ZM93 213V214H92ZM96 213H98V214H96ZM110 213V215L112 216V214L114 215L115 213H111V212H109ZM109 213H108V215H109ZM122 213V212H121ZM56 214V216L57 217H59L60 216V214L59 215H57ZM63 214V213H62ZM62 214H61V216H62ZM116 214H117V212H116ZM161 214V213H160ZM164 214V213H163ZM48 215V214H47ZM51 215V214H50ZM67 214L65 213L64 214V216H62V220L63 221H66V220H64L65 219V216H66ZM69 215V214H68ZM71 215V214H70ZM76 215V216H77ZM93 215H94V217H93ZM121 215H123V214H121ZM32 216V215H31ZM38 216V215H37ZM42 216V215H41ZM53 216H54V213H53ZM56 216H54L55 217V219H56ZM110 216V217H111ZM15 217V216H14ZM54 217H52V218H54ZM63 217H64V219H63ZM102 217H104V218H102ZM109 217V216H108ZM109 217V218H110ZM156 217V216H155ZM155 217H154V219H155ZM26 218V217H25ZM44 218V217H43ZM42 218V219H43ZM51 218V217H50ZM51 218V219H52ZM106 218H107V216H106ZM105 218V219H106ZM118 217L116 216V218H114L115 220L117 219ZM123 218V217H122ZM130 218V217H129ZM32 218H30V220H31ZM36 219V218H35ZM54 219V220H55ZM72 219H74V218H72ZM92 219V221H90ZM102 219H103V221H102ZM111 219H113V217H111ZM109 220V223H108V219L106 220V223H107V228L109 227L108 225H110V221L113 223L112 224V226L114 227V222H115V220H114V222L112 221V220ZM127 219V218H126ZM5 219H3V221H4ZM26 220H28V219H26ZM25 220V221H26ZM60 220V219H59ZM76 220V219H75ZM78 220V219H77ZM83 220H84V222H83ZM122 220H124V219H122ZM6 221V220H5ZM16 221V220H15ZM33 221V220H32ZM56 221V220H55ZM57 221H58V219H57ZM116 221H118V224L120 223V221H119V218H118V220H116ZM127 221V220H126ZM39 222V221H38ZM46 222H47V219H46ZM69 222V221H68ZM67 222V223H68ZM90 222V223H89ZM92 222V223H91ZM128 222V221H127ZM126 222V223H127ZM154 222V221H153ZM155 222H156V219H155ZM1 223V222H0ZM44 222H42L41 223V227L42 228H45V225L43 224ZM66 222H60V224H59V222L56 224V222H55V228L53 227V229H51L53 232V234L54 233H56V232H54V231H56V229H57V233H58V235H59V238L57 239L55 236V238L57 239V241L55 240V242H56V245L58 246V252H56L57 253V255H56V253L55 252H53L54 253V255H56L59 259H60V257L61 258H63L62 256L64 255H66L67 257L69 256V257H71V259L73 260V258L75 259L76 258V251H75V253H74V247H73V245H76V243H73L72 244V242L73 241H75L74 239H73V241H71L70 239H72V238H74L73 236H75L76 235V232H74V231H72L73 229H70L71 231H70V234L71 233H75V235H73V236H71L72 238H70L69 237V228L68 227H70L71 228V226L72 225H68V227H66V224H65ZM101 223H103V224H101ZM122 223V222H121ZM125 223V222H124ZM126 223H125V226H126ZM19 224H20V221H19ZM51 224V223H50ZM74 224V223H73ZM78 224V223H77ZM76 224V225H77ZM92 224V225H91ZM116 224H117V222H116ZM34 225V224H33ZM33 225H32V227H33ZM54 225V224H53ZM75 225V224H74ZM123 225V224H122ZM122 225H120V227H122ZM130 225V224H129ZM159 225V224H158ZM38 226V225H37ZM39 226H40V222H39ZM46 226H47V223H46ZM106 226H105V228H106ZM116 226V228H117V225H115ZM76 227V226H75ZM110 227H111V225H110ZM109 227V228H110ZM118 227H119V225H118ZM1 228V227H0ZM22 228V227H21ZM24 228V227H23ZM40 228V227H39ZM38 228V229H39ZM108 228V229H109ZM2 229H4V228H2ZM47 230H48V228H46ZM46 229H44V231H46L45 232V235H46V237H47V235L49 236V233H50V231H49V233L47 232V230ZM50 229V228H49ZM119 229V230H118ZM121 228H117V230L118 231H120L121 232V230H120ZM126 229V228H125ZM149 229V228H148ZM152 229H153V227H152ZM157 229V228H156ZM41 230V229H40ZM128 230V229H127ZM6 230H4V233H6L5 232ZM25 231V230H24ZM30 231V230H29ZM76 231V230H75ZM107 231V230H106ZM158 231H159V229H158ZM26 232V231H25ZM35 232V231H34ZM79 232V231H78ZM85 232V233H84ZM108 232H109V230H108ZM108 232H106V233H108ZM119 232V234L118 233H115V232H113L114 234H118V236H117V240L119 239L118 237L120 236V235H122L121 233ZM122 232H124V231H122ZM155 232V231H154ZM2 233H3V231H2ZM30 234H31V232H29ZM40 233H41V235H42V233L43 232H41L40 231ZM47 233V234H46ZM56 233V234H57ZM80 233V232H79ZM80 233V234H81ZM29 234V235H30ZM51 234V233H50ZM112 235V233L110 232V233H108V235ZM113 234V235H114ZM129 234V233H128ZM159 234V233H158ZM157 234V235H158ZM161 234V233H160ZM10 235V234H9ZM40 235V234H39ZM45 235L43 234L42 236H40V237H42V239H43V241L45 242V243H47L46 241H47V238L45 237ZM55 235V234H54ZM92 235H94V236H92ZM113 235L111 236V237H113ZM127 235V234H126ZM130 235V234H129ZM155 235V234H154ZM18 236V235H17ZM35 236V235H34ZM84 236V238H86ZM128 236V235H127ZM161 236V235H160ZM164 236V235H163ZM15 237V236H14ZM33 237V236H32ZM37 237V236H36ZM98 237V238H97ZM114 237H115V235H114ZM129 237V236H128ZM127 237V238H128ZM153 237V236H152ZM156 237V236H155ZM30 238V237H29ZM46 240H45V239ZM52 238V237H51ZM90 238V239H91ZM116 238V237H115ZM125 238V237H124ZM161 238V237H160ZM41 238L40 239H38V240H42ZM49 239V238H48ZM54 239V238H53ZM83 239V238H82ZM107 239H106V241H107ZM121 239H123V237L121 238ZM131 239V238H130ZM129 239V240H130ZM157 239V238H156ZM4 240V239H3ZM11 240V239H10ZM9 240V241H10ZM17 240V239H16ZM37 240V241H38ZM79 240H81V239H79ZM105 240V239H104ZM115 242L117 241V240H115V239H113ZM124 240V239H123ZM155 240V239H154ZM5 241V240H4ZM3 241V242H4ZM33 241V240H32ZM51 241V240H50ZM54 241V240H53ZM86 241H84V239H83V242L85 243ZM89 242V241H87V246L89 247V250H92L93 248H97V246L94 244V243H92V242ZM106 241H105V243H106ZM109 241V240H108ZM110 241H111V238H110ZM125 241V240H124ZM52 242V241H51ZM80 242H82V241H80ZM79 242V243H80ZM113 242V241H112ZM114 242V243H115ZM119 241H117L115 244H116V246H117V244H118V246L117 247H119L120 248V246H119V243H118ZM127 242V241H126ZM9 243V242H8ZM36 243V242H35ZM44 243V245L46 246V244ZM53 243V242H52ZM51 243V246L52 245H54V243L52 244ZM82 244V246H83V249H85L86 247V244ZM90 243H92V247H91V244ZM100 243V242H99ZM99 243L97 244V245H99ZM114 243H112L113 244V246L115 245ZM122 243V242H121ZM156 243V242H155ZM159 243V242H158ZM158 243H157V245H158ZM38 244V243H37ZM95 245V247H94V245ZM102 244H103V242H102ZM102 244L99 246L100 248H103V247H101L102 246ZM107 244V243H106ZM106 244H105V246H106ZM50 245V243H49V241H48V245H47V247ZM55 245V246H56ZM81 245V244H80ZM80 245H79V247H80ZM108 245H111V244H107V246ZM128 245V244H127ZM161 245V244H160ZM38 246H39V244H38ZM41 246H43V245H41ZM55 246H53V247H55ZM57 246H56V248H57ZM104 246V247H105ZM106 246V247H107ZM112 245H111V251H110V247H107V249H109L108 251L107 250H105V251H107L108 252V254H110V255H112L113 253H115L116 252V250H114V247H116V246H114L113 247ZM125 246V245H124ZM10 247H12V246H9V248ZM15 247V246H14ZM20 247V246H19ZM44 247V246H43ZM85 247V248H84ZM91 247V248H90ZM98 247V248H99ZM113 247V248H112ZM128 247H130L129 245H128ZM159 247V246H158ZM163 247V246H162ZM1 248H2V246H1ZM5 248V247H4ZM17 248H18V246H17ZM40 248V247H39ZM42 248V247H41ZM46 248V247H45ZM52 248V247H51ZM56 248H53V249H56ZM77 248V247H76ZM95 248V249H96ZM96 249V250H99V252H101V253H103L104 254V252L102 251V249ZM127 248V247H126ZM157 248V247H156ZM53 249H51L52 251H53ZM82 249V250H83ZM87 249V248H86ZM86 249H85V251H86ZM106 249V248H105ZM121 249V248H120ZM129 249V248H128ZM13 251H14V249H12ZM35 250V249H34ZM37 250V249H36ZM43 250H44V248H43ZM76 250H78V249H76ZM101 250V251H100ZM104 250V249H103ZM118 248H117V253H118ZM127 250V249H126ZM129 250H131V249H129ZM129 250H127V251H129ZM156 250V249H155ZM10 251V250H9ZM38 251H40V250H38ZM45 251H47V250H45ZM80 251V250H79ZM84 251V252H85ZM88 251V250H87ZM93 251L94 252H96L94 249H93ZM92 251V252H93ZM113 251V252H112ZM115 251V252H114ZM121 251V250H120ZM3 252V251H2ZM7 252V251H6ZM23 252V251H22ZM37 252V251H36ZM89 253H90V251H88ZM91 252V253H92ZM94 252L91 254V255H93L94 254ZM111 252H112V254H111ZM15 253V252H14ZM38 253V252H37ZM41 253H44V251H41ZM40 253V254H41ZM46 253H48V252H46ZM50 253H52V252H50ZM52 253V254H53ZM86 253V252H85ZM84 253V255H82L83 256V258H85V259H87L86 258V254L88 255V253H86L85 254ZM101 253H99V255H101ZM117 253H115V255H118ZM127 253V252H126ZM129 253V252H128ZM157 253V252H156ZM10 254V253H9ZM30 254V253H29ZM49 254V253H48ZM62 254V255H61ZM77 254H79V252L77 253ZM82 253H80L79 254V256H78V258L77 259H79L80 258V255H81ZM102 254V255H103ZM105 254H106V257L107 258H110L111 259V257L113 256H111V257H108V256H110V255H108L106 252H105ZM154 254V253H153ZM7 255V254H6ZM60 255V256H59ZM91 255H89L90 257H93L94 256V258L96 259V257H95V255H93V256H91ZM98 255V254H97ZM108 255V256H107ZM121 256H122V254H120ZM8 256V255H7ZM38 256H39V254H38ZM40 256H42V255H40ZM82 256H81V258H82ZM124 256V255H123ZM154 256V255H153ZM11 257V256H10ZM26 257V256H25ZM46 257H47V255H46ZM56 257V258H57ZM69 257H68V260H69ZM90 257H89V259H90ZM101 257H103V258H105L104 256H100V258ZM126 257V256H125ZM158 257V256H157ZM4 258V257H3ZM42 258V257H41ZM50 259H51V257H49ZM56 258H52V260L53 259H55L54 260V262H56V264L58 263V264H60V261H61V259L59 260L58 258L56 259ZM80 258V259H81ZM98 258V257H97ZM106 258V259H107ZM115 258V256H113V258L110 260V259H107L106 261H110V262H112V264H113V261L112 260H116V261H118V259L119 258H117V259H114ZM124 258V257H123ZM123 258H122V260H123ZM155 258V257H154ZM43 259V258H42ZM65 259V258H64ZM64 259H63V262H65V264H66V259H65V261H64ZM70 259V260H71ZM76 259V260H77ZM79 259V260H80ZM92 259V258H91ZM90 259V260H91ZM6 260V259H5ZM45 260V259H44ZM46 260H48L47 258H46ZM81 260H83V259H81ZM80 260V261H81ZM88 260V259H87ZM126 260H127V258H126ZM2 261V260H1ZM42 261V260H41ZM51 261V260H50ZM83 261H86V260H83ZM82 261V263H84ZM93 261V260H92ZM97 261V260H96ZM95 260H94V262H96ZM100 261V260H99ZM99 261H97V262H99ZM102 261H105V259L104 260H102ZM102 261H100L99 263L100 264H103L102 263ZM108 261V262H109ZM155 261V260H154ZM45 263L46 262H48V261H44ZM69 262V261H68ZM76 262H78V261H76ZM87 262H91V261H87ZM119 262V261H118ZM117 262V263H118ZM123 262V261H122ZM121 262V263H122ZM150 262V261H149ZM14 263V262H13ZM16 263V262H15ZM52 263H53V261H52ZM116 263V262H115ZM127 263V262H126ZM10 264H11V262H10ZM42 264V263H41ZM69 264V263H68ZM71 264H72V261H71ZM73 264H74V262H73ZM84 264H86V262L84 263ZM91 264H92V262H91ZM95 264V263H94ZM96 264H98V263H96ZM106 264H107V262H106ZM110 264V263H109ZM119 264V263H118Z\"/></svg>", "mask_w": 264, "mask_h": 264}]
</instances>
